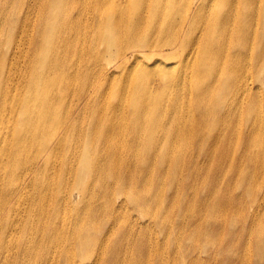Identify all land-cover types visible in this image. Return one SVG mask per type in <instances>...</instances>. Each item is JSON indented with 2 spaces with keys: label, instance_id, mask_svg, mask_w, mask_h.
<instances>
[{
  "label": "bare ground",
  "instance_id": "6f19581e",
  "mask_svg": "<svg viewBox=\"0 0 264 264\" xmlns=\"http://www.w3.org/2000/svg\"><path fill=\"white\" fill-rule=\"evenodd\" d=\"M51 2L41 3L40 25L26 35V51L23 33L0 41V264H30L26 251L34 242L17 231L21 224L25 230V203L35 213L53 204L44 214L48 218L41 213L29 215L40 219L30 225L32 232L49 236L47 247H51L60 238L59 206L64 200L70 206L73 199L82 202L75 211L64 212L76 215L68 247L59 257L47 255V261L76 264L89 233H96L91 235L90 249L83 252L85 260L77 264H144L147 258L151 263L162 232L137 226V218L133 222L121 218L122 204L127 202H116L113 194L105 205L100 202L99 195L115 190L104 184L107 173L95 163L111 155L115 161L107 166L109 177L124 181L127 197L135 202L126 215L150 217L164 230L175 224L177 217L171 222V210L184 200L195 225L202 227L204 211L211 212L216 202L220 221H236L231 196L215 195L209 207L210 201L203 203L200 193L179 198L177 188L170 197L172 192L157 177L154 166L162 155L169 165L176 160L180 164L181 157L193 158L188 143L225 146L226 157L234 147V158L245 137V154L255 145L263 150L264 0H54L53 7ZM25 6L23 0L13 4L5 0L0 18L32 16L34 9ZM22 26H27L26 21ZM234 126L239 129L237 136ZM209 127L216 132L208 137ZM123 132L127 142L107 136L125 138ZM198 132L204 133L200 140ZM123 144H130L127 157L119 152ZM160 145H166L165 153L156 150ZM84 146L89 151L81 160L83 156L74 153ZM110 146L115 152L108 150ZM142 147L156 157L151 174L145 173L143 179L136 177ZM96 148H100L98 155L91 150ZM250 156L253 176L264 179L261 157L254 151ZM220 159L212 154L208 163L216 169V192L228 188L229 173L222 172V180L218 179ZM89 170L99 178L101 193L96 191L97 184L86 181ZM254 186L258 187V181H252L253 191ZM27 190L33 194L28 198ZM55 205L57 212L52 216ZM91 208L104 216L102 223L97 218L85 221L92 211L82 213ZM186 223L177 224L183 231L173 240L182 245ZM258 227L255 245L264 255V218ZM102 228L106 230L98 240ZM188 235L193 237L191 232ZM112 237L123 255L110 249L101 255L102 242ZM126 242H133L136 251L127 255Z\"/></svg>",
  "mask_w": 264,
  "mask_h": 264
},
{
  "label": "rangeland",
  "instance_id": "374dc122",
  "mask_svg": "<svg viewBox=\"0 0 264 264\" xmlns=\"http://www.w3.org/2000/svg\"><path fill=\"white\" fill-rule=\"evenodd\" d=\"M9 4H13L16 0H8ZM5 2V0H0V10L2 7V4ZM27 6L31 5L32 9H34L32 12L34 13L32 16H28L27 18L21 17V19H16V17L13 15L9 17L8 19L0 18V41L1 43L8 42L10 40V36L12 33H23L25 34V37L23 38V43L25 42V51L28 49L29 44L26 42V35L29 36V34L33 31H36L35 26L40 25V13L42 12V6L41 3H44V0H23ZM54 0L51 2V6L53 7ZM25 6V7H27ZM25 25V21L27 23V26ZM26 28V33H25ZM36 33V32H35ZM14 40L10 43L13 44ZM24 47V46H23ZM35 57V55L33 56ZM116 122L117 119L115 118ZM96 122L95 115L94 119L92 117V124L94 125ZM238 123V122H237ZM236 124V123H235ZM92 125V126H93ZM233 130L235 131V134L239 133V129L237 126H234ZM214 127H209L206 132L205 136H211V133H215ZM124 133V137H122L120 134H116L111 138V134H108L109 140L120 142L122 140H126L127 142V133ZM228 133V132H227ZM204 133L198 132L197 138L200 140L203 137ZM243 135H245V130L243 132ZM236 136H233V139H236ZM244 142H247L248 139L245 137L243 138ZM103 141L99 140L97 141V144H101ZM244 142L240 143V146L237 147V156H234V152L236 148L232 147L230 156L226 157V152L228 151L225 146L216 147L211 146V143H188L187 145L191 146V151L195 153L193 158L189 157H181V162L176 160L171 165L167 164V160H163V155L160 156V158L157 160L158 162L155 164L154 169H156L157 177L167 184V190L171 191L172 193H169L170 197L173 193L177 192V188L179 189L180 196L189 194L190 198H193L194 196H199L200 199H202L205 202L210 201L208 207L213 204L216 200L214 199L215 195H218L219 197L223 198H229V196L234 199V204L231 205V212L236 215L237 220L231 221L229 224L225 223L224 221H220L218 219V203H214L211 208V212H209L208 209H206L203 213V216L206 217L205 221L202 225H195V220L193 218H190L188 216L189 214V206L184 205V200H182L181 205H176L171 211V222L176 216L177 219L175 221V224L172 222V224H169L167 229L162 230L159 228L157 224L154 223V221L150 217L145 216H139L138 214H129L128 213L129 207L133 209V205L135 204L134 201L130 199V197H127L126 191L128 190V187L124 186L125 183L122 180L116 181V178L108 175L107 166L115 161V158L111 156H106L103 161L96 162L95 165H100L103 167L105 172L107 173L106 180L104 184L108 185L109 188H111L114 191H111L107 194H101L99 195L100 202H102L103 205H105L108 201H111L110 196L113 194L117 200L116 202L121 203L123 200H125L127 203L122 204L121 210L119 212V216L121 218L128 217L132 222L135 218L139 220L138 223H136L137 226H146L149 228H155L156 233L161 231L160 238L161 241H158V249L155 250L156 243L154 241V250L155 255L152 257L151 263H148V258L145 260L144 264H264V255L261 253L259 254V247L255 245L257 232L259 231V223L264 218V179L263 176H259L256 180V175L253 176L252 167L250 163L251 154L254 151V155H259L261 157V163L264 164V144H263V150L261 148L258 149L260 145H255V149L247 152L245 154L244 152ZM130 144H123L119 146L121 150V155L123 157H127V150ZM175 147H180L179 145H176ZM143 149V147H142ZM140 150L139 152V159L137 161V167L136 169L138 172L136 173V177L143 179L144 174L148 173L151 174V164L153 161H155L154 156H152L150 150ZM166 145H160L157 147V151L165 153ZM86 148L85 146L77 150V152L74 153V156L77 155L79 157H82L81 160H85L84 158H87L83 153L85 152ZM93 154L98 155L100 148H96L95 150L91 149ZM108 150L115 152L112 149V146L108 147ZM181 150V147H180ZM89 151V148H87L86 152ZM176 151L179 152L176 148ZM189 150V153L191 152ZM212 154H216L218 156H221L220 159V165L218 166L219 171H221L218 174V179L222 180L224 174L222 172L229 173L228 177L226 178L227 184H228V190L226 191L224 189H219L218 192L215 190L216 186V172L215 167L212 165L209 166L208 163L211 162V156ZM243 154V155H240ZM185 156H187L185 154ZM248 158V159H247ZM179 164V165H178ZM79 165L74 166L73 168L76 169ZM83 164H80V168L78 171H80ZM124 164L120 166L121 170L123 168ZM182 166V167H181ZM155 172V173H156ZM91 170L87 172V175L89 179L86 178V181L92 182L93 185L97 184V192L101 193L102 189L99 187L100 185L97 183L99 178H96L95 174H90ZM181 173V174H180ZM75 177V176H72ZM81 177V176H78ZM255 180L258 181V187L256 188L254 186V190L251 188L252 181ZM83 181V180H82ZM78 183V181L76 182ZM75 183V185H76ZM78 189V188H77ZM191 189V191H189ZM200 190V191H199ZM32 190L28 191L25 194L26 198L32 196ZM76 191V189H75ZM231 192V193H230ZM231 194V195H230ZM56 197V195H55ZM169 198L165 199V204L169 205ZM59 198V196H57ZM128 198V200H127ZM160 199H163L161 197ZM92 200L91 203L94 205L95 200ZM67 201H63V204L59 206L58 211H61L60 219H62V223L59 225L60 231L59 234V242L55 243L57 241V238H55L53 241L55 244H53L51 247H47L49 244V236L46 235H40L39 232L31 230L32 223H37L40 221V219L37 218V216H34V218H31L29 216L30 214H48L49 210L51 209L52 205H48L46 207H40L39 209H36V213L33 212V210L30 211V205L29 203H25V230L22 229L23 224L19 225L17 227V231L19 234H25L26 240H33L34 243H31L26 253H29L30 258L26 259L30 264H51V262L47 261V255L57 254L58 257L60 254H62V251L64 248H67V240L69 238L68 234L71 232V229H75V220L76 215L74 213H64V212H70L69 208H73L75 211V206H77L78 203H81V199L78 201H75L74 199L69 204L66 203ZM130 202V205H129ZM132 205V206H131ZM97 208H91L89 211H85L82 214H86L90 211H92V214L90 216L86 217V222L90 220L93 221L94 218H97V223H102L103 215H100L98 211H96ZM165 209V208H164ZM164 209L162 212L164 213ZM57 212L56 205L54 206L53 210H51V215L53 216ZM48 218L45 217L44 219ZM68 218V224L65 225V220ZM120 218V219H121ZM125 218V219H128ZM60 219L58 220L54 217L53 221L59 223ZM33 220V221H32ZM123 220V219H122ZM32 221V222H30ZM120 221V220H119ZM129 221V223L131 222ZM30 222V223H29ZM187 222L185 225V235L183 237V245L180 241H173L174 237L177 233H180L183 231V227L177 225L180 223ZM108 224L105 226L107 227ZM105 228H102L100 232L98 233V240H101L102 233L105 232ZM250 230V233H249ZM167 231L168 235L166 233H163ZM169 232H171V235H169ZM191 232L193 237L189 236L188 233ZM76 233V232H75ZM74 233V234H75ZM88 233L86 232L85 236H89L88 242L83 245L82 252L79 256H76L74 263L81 262L83 263L84 255L83 252L85 249H90V242L93 240L91 235H95L96 233ZM167 236V238H166ZM189 236V237H187ZM17 237V236H16ZM14 237V239H16ZM43 237V238H42ZM42 239V242L40 240ZM115 240L114 237H112L109 240H106L103 243L104 248L102 250L101 255H103L106 251L110 249L111 251L115 253L122 254V251H118L115 249V245H118L119 243H116L118 241ZM73 241V240H72ZM78 242L75 244L74 251H78L77 248ZM123 244V243H122ZM126 248L127 255L133 250L136 251V247L133 242H126L124 244ZM38 255V256H36ZM100 255V256H101ZM123 255V254H122ZM123 260V258H121Z\"/></svg>",
  "mask_w": 264,
  "mask_h": 264
}]
</instances>
